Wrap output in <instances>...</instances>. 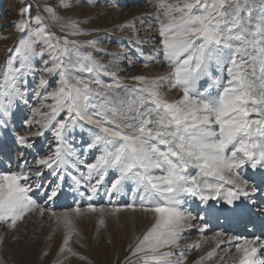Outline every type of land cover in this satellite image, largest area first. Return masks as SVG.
<instances>
[{
	"label": "snow or ice",
	"instance_id": "6c2138e0",
	"mask_svg": "<svg viewBox=\"0 0 264 264\" xmlns=\"http://www.w3.org/2000/svg\"><path fill=\"white\" fill-rule=\"evenodd\" d=\"M177 4L182 6L160 4L161 8L168 9L165 12L167 22L160 20L159 27L163 59L168 61L172 72L167 77L151 79L144 75L131 77L132 80L143 83L142 88L122 85L117 79L114 84L104 86L106 91L101 93L104 103H91V98L96 93L89 82L77 79L76 84H69L60 56L53 58L50 67L48 61L42 60L49 51L68 53V45H75L77 41L69 40L67 35L58 38L56 44L43 40L47 48L36 51L34 45L37 38H43L48 28L41 15L31 16L32 8H39V5L26 4L21 9L20 15L28 19L22 20L17 25L18 29L27 33L28 25L33 19L38 26L32 37L21 38L9 50L10 55L6 61V67L11 69L15 57L25 51L40 57L45 65L42 69H36L30 63H21L11 76V97L19 98L25 103V91L21 89L26 83L23 77L27 73L44 72L58 74L60 77L61 87L47 93V97L57 100V106L52 107L50 119L43 124L35 122L42 129H51L57 141L53 154L38 159L39 166L52 170L57 180L63 181L64 175L57 172L66 163L61 145L67 132L77 122H83L98 130L87 148L103 146V154L95 163L87 165L89 174L96 171L98 177L95 184L90 185L91 194L87 199H93L108 169L119 171V177L110 185L109 194L121 192L124 180H132L143 188L144 194L139 197V204L128 203L122 207L131 210L139 207L144 212L158 214V219L142 237L136 238L134 245H129L126 262L141 253L145 261L157 262L164 257L176 256V251H179L175 261L168 260L164 264H181L186 258L184 250L177 248L176 251H159L166 246L178 245L181 234L186 229V221L196 219L190 212L186 214L179 210L183 203L181 197H196L205 204L210 200L222 199L234 210L242 197L248 199L249 205H255L256 201L250 197L260 190L255 185L249 186L247 180L239 179L237 170L245 164H249L252 169H256L258 165L264 168V15L253 23L252 9L255 0H177ZM62 6L70 7L68 4ZM259 7L264 12V0H259ZM43 11L53 23H60L61 17L55 7L44 4ZM60 26L62 30H69L70 35L81 34L79 21L69 20ZM47 34L52 37L55 35L50 32ZM88 43L95 46L96 41ZM112 55L119 56V53ZM237 55L241 56L239 63ZM223 65L228 66L230 79L222 92L213 97L198 91L197 82L204 77L213 79V83L219 85V80L212 78V67L220 68ZM76 66L84 72L94 74L93 79L97 85L101 83L99 76L105 66L95 61L91 53L78 61ZM108 74L114 75L111 72ZM164 81H168L164 86L182 90L180 99L169 101L162 96L160 86ZM48 83L43 76L40 77L39 87L43 88ZM120 88L128 89L127 102L114 100L110 94ZM36 94L39 95L38 92ZM13 103L14 99H8L9 106ZM93 107L98 111L89 113V108ZM61 111H66V118L57 120ZM253 114L258 119H251ZM4 115H9V112L5 111ZM33 124L32 119L24 121L27 127ZM7 127L5 120L0 119V130ZM13 134L20 146L32 149L34 145L29 141L34 137H42L44 131H36L30 135ZM229 146H232V150L230 154H226ZM189 166L198 168L199 172L192 176L186 175ZM72 167L76 166L73 164ZM21 168L23 169V165ZM154 170L162 171L164 175L154 176ZM226 172L230 175L226 176ZM67 174L72 180L80 182L76 176ZM31 175L42 178L44 173L36 171ZM201 176L213 177L216 182L200 180ZM28 179L27 171L0 172V222L11 229H16L17 222L36 208L35 202L28 196L31 187L21 183ZM225 184L230 186L225 188ZM36 187L43 186L37 184ZM60 187V183H57L49 193V200L57 196ZM97 211L103 212L104 209H98L92 203H88L83 210L79 206L73 209L76 216ZM112 211L119 212L121 207H115ZM258 211L264 215V207ZM43 212L41 209V215ZM51 215L56 216V213L52 212ZM57 220L67 228L59 252L78 255L69 246L73 236L71 214L65 212ZM99 223L104 225V219H100ZM207 227V224L203 225L201 231ZM237 240H242L235 245L236 251L240 253L241 264H264V257L259 261L256 259L258 248H264V240L259 237L251 240L232 237L220 243L231 244ZM2 243L0 238V244ZM59 264H63V261Z\"/></svg>",
	"mask_w": 264,
	"mask_h": 264
},
{
	"label": "rangeland",
	"instance_id": "374dc122",
	"mask_svg": "<svg viewBox=\"0 0 264 264\" xmlns=\"http://www.w3.org/2000/svg\"><path fill=\"white\" fill-rule=\"evenodd\" d=\"M161 3L182 6L177 4V0H0V119H4L8 124L6 129L0 130V172L22 170L29 172V179L21 183L31 187L32 190L28 192V196L36 205L35 210L26 213L24 219L17 222L16 229H11L7 224L0 222V238L3 240L0 244V264H59L60 261H63V264H164L168 260L175 261L179 256L177 248L184 250L186 257L181 264H241L240 253L236 251L235 245L242 241H233L231 244L220 243L227 239L220 231V225L201 235L198 231L202 227L200 218L186 221V231L182 232L178 245L159 249L160 252L176 251V256L164 257L161 261L153 262L145 261L141 253L126 262L125 257L129 256L130 251L129 245H134L136 238L142 237L158 219V214L151 211L144 212L139 207L135 210L122 207L128 203L139 204V197L144 194L143 188L132 180H124L121 192L109 194L110 185L119 177V171L108 169L93 199L91 201L87 199L91 194L90 185L95 184L98 178L96 171L89 174L87 165L95 163L103 154V146L87 148L98 130L95 126L83 122H77L76 126L67 132L61 145L62 156L66 163L57 169V172L64 175L63 181H58L52 170L38 165V159L53 154L57 143L51 129H42L35 122L45 123L51 117L52 107L57 106L56 98L47 97V93L61 87L58 74L27 73L23 77L26 83L21 89L25 91L24 100L27 103L10 95L11 76L15 74V69L19 68L21 63H30L34 68L42 69L45 66L42 60L48 61L50 67L56 56H60L63 61L69 84H76L77 79L89 82L93 92L96 93L91 98L93 105L104 103V97L101 95L106 91L104 86L114 84L117 79L122 85L142 88L144 84L132 80L131 77L144 75L151 79L169 76L172 68L168 61L163 59L159 27L160 20L167 22L165 12L168 9L161 8ZM26 4L39 5V8H32L31 16L41 15L44 24L48 26L45 36L37 38V43L34 45L36 51L47 48L43 40L56 44L57 39L64 35L77 43L68 45V53L49 51L42 60L34 54L22 51L13 60L11 69H8L6 61L10 55L9 50L13 49L21 38L32 37L38 26L33 19L28 25L27 33H22L18 29L17 25L22 20L28 19L20 15L21 9ZM44 4H50L56 8L61 17L60 23H53L49 19L48 14L43 11ZM62 4H68L70 7H63ZM136 8L138 11L135 10ZM261 15H264V12L259 7V0H255V6L252 9L253 23ZM69 20L80 22V35H70L69 30L61 29L60 25ZM48 32L55 34L54 37L49 36ZM93 40L96 41L95 46L88 43ZM88 53H91L95 61L105 66L101 69L99 85L94 82V74L84 72L76 66L77 62ZM115 53H119V56L112 55ZM25 57L28 59L25 60ZM148 57L156 59L149 60ZM236 59L239 63L241 56L237 55ZM227 67V65L220 68L212 67V78L218 79L219 85L214 84L213 79L204 77L197 82V90L206 95L217 96L214 93L216 88L222 92L230 79ZM110 72L114 75L108 74ZM41 76L49 81L43 88L39 87ZM167 83L168 81H164L160 86L162 96L169 101L180 99L182 90L164 86ZM37 92L39 95L36 94ZM110 94L114 100L120 99L127 102L129 99L128 89H116ZM8 99H14L11 106L8 105ZM5 111H8L9 115L5 116ZM88 111L94 113L98 109L93 107ZM66 115V111H61L56 119H65ZM250 118L258 119L254 114ZM28 119L34 121L31 127L24 125V121ZM81 123L83 127L80 126ZM40 130L44 131V135L29 141L34 145L32 149L20 146L13 134L15 132L20 135H30ZM73 164L75 168L72 167ZM36 171H43V177L36 178L31 175ZM158 172L154 170L152 175H163L162 171L159 172L161 174ZM67 173L76 176L80 182L72 180ZM225 175L230 174L226 172ZM205 179L208 177H200V180ZM212 181L209 182H216L214 178ZM57 183L61 185L59 192L56 197L49 200V193ZM37 184L43 187L37 188ZM88 203L94 204L98 209L103 208L104 211L85 212L81 216L73 213V209L77 206L82 210L86 209ZM115 207H121V211L113 212L112 209ZM41 209L44 210L43 215H41ZM52 212H55L56 216H52ZM65 212L71 214L73 221V236L69 246L78 255L59 252L67 228L62 222H58L57 217ZM201 215L202 211H199L198 216ZM100 219H104V225L99 223ZM254 236L264 240L259 234ZM261 257H264V248H258L256 253L257 261Z\"/></svg>",
	"mask_w": 264,
	"mask_h": 264
},
{
	"label": "bare ground",
	"instance_id": "6f19581e",
	"mask_svg": "<svg viewBox=\"0 0 264 264\" xmlns=\"http://www.w3.org/2000/svg\"><path fill=\"white\" fill-rule=\"evenodd\" d=\"M138 8H136L135 10L138 11ZM219 90L220 89L216 88L214 93L218 95V93L220 92ZM231 150H232V146H229V150L226 154H230ZM237 171L239 172V179L247 180L249 182V186L255 185L258 189H260L256 193V195L250 197V199L256 201L255 205H249L248 199L242 197L241 200L236 203L235 209L233 210L229 206H227L226 203L222 201V199L216 201L210 200L207 202V204H205L196 197H188V196L181 197L183 203L179 206V210L185 212L186 214L190 212L193 217H196V220L199 219L200 217H203V219H199V221L202 222V227L199 228L198 230L201 235H203L204 232L214 230V228H216L217 225H220V231L224 236L227 237V239H230L232 237H240L251 240L254 239L255 237L254 235L257 234H259L261 238H264V215H262L258 211V209L264 207V168H261L258 165L256 169H252L249 164H245L241 169H238ZM159 172L158 174H161ZM198 172H199L198 168L194 166H189L185 174L192 176V175H196ZM162 174L164 175V173ZM156 176H161V175H156ZM206 180L209 182L212 181L213 178L208 177V179ZM225 187L227 188L229 187V185L225 184ZM223 193L224 190L222 189V194ZM199 211H202V215L200 217L198 216ZM205 224H207L208 227L206 229H203V231H201L203 225ZM237 241H242V240H237Z\"/></svg>",
	"mask_w": 264,
	"mask_h": 264
}]
</instances>
